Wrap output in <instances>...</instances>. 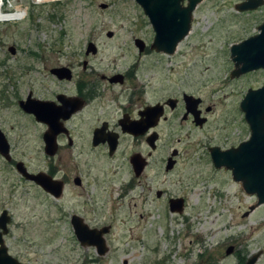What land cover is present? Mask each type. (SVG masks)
Masks as SVG:
<instances>
[{
  "label": "rangeland",
  "instance_id": "obj_1",
  "mask_svg": "<svg viewBox=\"0 0 264 264\" xmlns=\"http://www.w3.org/2000/svg\"><path fill=\"white\" fill-rule=\"evenodd\" d=\"M3 1V12L25 11L19 21L0 23V63L10 59L5 67L0 66V94H13L19 87L20 98L29 91L50 97L55 85L41 67L40 75L26 70L32 61L27 52L53 45L78 47L83 52L87 42H92L98 54L87 61L96 68L125 71L134 63L144 68L151 102L173 96L180 99L185 93L211 108L204 113L207 123L202 128L190 122L178 128L176 118L159 127L162 140L151 154L147 171L148 202L137 183L131 194L121 196L129 172L124 169L115 174L113 163L104 157L89 164L78 144L62 155L70 152L79 165L76 168L74 160L63 171L84 178L85 184L82 188L69 184L59 202L18 181L0 159V205L11 215L6 238L11 255L20 264H211L214 258L212 264H240V258L259 253L255 264H264V203L256 207L255 195L245 193L229 170L215 169L208 153L211 146L226 150L249 138L239 103L249 89L261 87L264 71L230 79L229 51L258 33L264 7L238 12L239 0H204L192 12L190 31L178 43L176 53L138 58L132 39L140 38L147 45L154 34L134 0ZM103 4L106 8H101ZM51 14L56 15L54 20L49 19ZM9 46H17L16 57L8 54ZM40 84L44 88L36 91ZM18 112L15 104L8 108L5 99L0 101V125L11 156L28 163L30 171H44L47 159L37 139L41 126ZM90 130L83 128L75 135L84 141ZM171 149L178 150V162L165 173L163 158ZM157 190L164 193L159 200L155 199ZM169 198L184 200L181 214L169 212ZM73 214L84 217L90 228L111 227L104 235L108 248L104 256H98L94 247L79 245L69 224ZM229 246L235 254L227 256Z\"/></svg>",
  "mask_w": 264,
  "mask_h": 264
},
{
  "label": "flooded vegetation",
  "instance_id": "obj_2",
  "mask_svg": "<svg viewBox=\"0 0 264 264\" xmlns=\"http://www.w3.org/2000/svg\"><path fill=\"white\" fill-rule=\"evenodd\" d=\"M203 1L204 0H201L200 3ZM239 1L241 2L238 5L246 2L247 0ZM253 1L256 2L258 0ZM260 1H263V4L259 7H264V0ZM200 3L196 5L195 9ZM187 4L188 0H184L182 3L183 7H186ZM101 8H106V5H101ZM50 16L51 15H49V17ZM53 16L54 18L56 17V15ZM144 16L147 18L148 24L154 35L152 42L147 45L140 38L135 37L132 39V47L137 51L138 58L147 56L150 53L168 56H172L174 53H176L178 43L172 54L151 50V45L155 37V31L149 17L145 14ZM258 34L259 31L256 35ZM112 36L113 35L111 32L107 33L108 38H111ZM136 40L141 42L139 44L143 46L142 50H140L139 46L136 45ZM89 44L93 46L91 51L94 50V52H87ZM7 52L11 58L16 57L18 55L17 46L7 47ZM27 54L28 58L32 61L30 67H25L26 70L31 69V72L37 73L38 75L41 74V69L44 70L46 76L49 77L51 82L55 85L54 89L50 92V97H41L37 92L29 91L24 98H20L18 96L20 88L17 87L13 94H0V101L5 99L8 108L12 107V105L14 106L15 104V106L18 108L19 114L31 119L33 124L35 123L41 126V137L38 136L37 139H40L43 145V154L47 159L46 169L44 171L37 170L33 172L29 170L28 163L23 162L22 160H15L11 156L12 149L1 125L0 146L6 145L8 147V153H6V157L0 153V159L6 165L12 168L13 172L16 173L18 181H21L27 187L30 185L33 189L38 190L46 198L52 200L53 202H59V200L65 196L66 190L70 188L69 184H72L76 188H82L85 184L84 178L79 176L70 177L66 171H63V167H65L67 163H70L74 160L77 162V157L72 156L70 152L68 153V156L67 154L62 155V153H64L66 149L69 151L70 149L75 148L77 144L79 145V149L85 151V155L88 156L87 161L89 164L91 163L90 161H94L95 163L100 162L98 157H104L103 160L113 163L115 174L120 173L121 170L124 169L129 172L130 178L125 182L124 187L121 189V196L131 194V192L135 190L137 183L142 191V198L145 200V202H148L150 200L151 187L147 171L150 167L151 154L155 153L159 149L162 140L159 127L162 124L167 123L169 119L176 118V120L179 122L178 128L181 127L183 122H190L195 127L202 128L203 125L207 123V117L204 113L211 112L210 107L204 108L203 100L201 98L191 94L183 93L181 94L180 99H178L177 96H173L166 97L163 100L151 102L149 98V88L145 86L144 82V68H139V65L135 63L128 67V69L125 71L115 70L111 72L107 68H96L94 66L96 64L87 61V58L94 57L98 54L96 45L92 42H87L83 52H81V48L78 47L53 45L36 46L33 50L28 51ZM82 57L83 60L79 61V59ZM9 60L10 59L0 63V66L5 67ZM59 69L66 70L65 76L63 78H59L53 73L54 70ZM232 71L233 69L230 71L229 76ZM21 77H23L22 74ZM239 77L231 78L230 76V79H237ZM7 80L15 81V79L10 77L7 78ZM40 87L41 88L36 87V91H40L44 88V86L41 84ZM184 96L192 97L194 100H198V105L196 108L197 113L195 112V115L192 113L187 114L186 105L183 99ZM11 98H13L12 101H8ZM23 105L28 108V111L23 107ZM30 107L31 111L29 110ZM132 125L135 126L136 134L129 131ZM88 127L91 128L88 137L86 138L85 136L84 141L80 140V138L75 135L77 134L76 131L82 132L83 128ZM50 133L54 134L52 137L53 141L50 143L55 149L53 154H47L45 150V141L50 138ZM151 138L153 139V142H151ZM152 145L154 146L153 149L151 147ZM238 145L230 148H237ZM230 148H227L226 150ZM220 150L225 151L222 149ZM174 151L176 152V155L171 157ZM178 155L179 152L175 149H171L170 153L165 155L163 158L165 173L173 170L174 166L178 162L175 159ZM77 156H81V153L77 154ZM170 157L174 164L170 170H166ZM55 160L56 162H54ZM134 160L137 162L136 165H140L142 167L139 168V166H134L132 163ZM78 165L79 163L77 162L75 167L77 168ZM222 168L225 169L224 167L219 169ZM39 175H43V179L41 180H45V182H47V190L43 188V185L40 184V182L27 178V176H31L40 179L41 177ZM54 183L57 184V186ZM14 187L15 189L18 188V182L17 187L16 185H14ZM243 191L246 193L244 189ZM12 192L14 194L15 191ZM163 195L164 193L161 190H157L155 192V199L159 200L163 197ZM86 196L88 195L86 194ZM171 199L181 198H169L167 200L169 212L177 213L170 210ZM182 201L184 209V200L182 199ZM260 205L261 204H257L256 202V207ZM3 213H6V216L9 218V222L5 226V234L0 228L2 245L6 249L7 255L16 261L17 264H20L19 260L11 255L6 244L7 235L10 232L9 225L11 222V215L9 214L8 210L4 209L0 205V217ZM73 217H78L81 219L82 223L91 230H101L103 228H108V232L106 234H108L111 230L109 225L102 226L100 228H90L87 225L84 217L73 214L69 218V224L72 228L73 234L74 230L71 222ZM106 234L102 235L104 243V235ZM74 237L76 239L75 234ZM229 249L230 252L226 253ZM105 254L97 255L104 256ZM225 254L227 256L235 254L234 247L229 246L226 249ZM255 257L256 260L253 262V264H255L259 257V253L249 257L240 258V264H247L249 260H253ZM214 259H212L211 264L214 262Z\"/></svg>",
  "mask_w": 264,
  "mask_h": 264
},
{
  "label": "water",
  "instance_id": "obj_3",
  "mask_svg": "<svg viewBox=\"0 0 264 264\" xmlns=\"http://www.w3.org/2000/svg\"><path fill=\"white\" fill-rule=\"evenodd\" d=\"M138 4L144 14L149 17L150 22L155 31L154 41L151 45V50L156 52H164L172 54L174 49L180 41L188 34L190 30V22L192 12L196 5L201 0H188L186 7H183L184 0H134ZM263 1L247 0L246 2L237 5L236 10L238 12L252 11L261 6ZM259 34L249 38L240 44L234 45L230 49V59L233 63V71L231 72V78L239 77L243 74L250 73L262 69L264 71V23L257 29ZM140 41L136 40V45L142 50ZM93 46L89 44L88 51L90 52ZM91 52H94L92 50ZM59 78L65 76L66 70H54ZM184 103L186 105V111L195 115L198 100H194L192 97L184 96ZM26 105V104H25ZM28 111V108L23 105ZM239 109L243 113V118L249 129V138L238 145L237 148H230L225 151H221L218 147H211L208 149L211 162L216 169L224 167L226 170L231 171V175L234 181L240 182L242 188L249 195H255L257 198V204L264 203V83L260 89L248 90L243 99L239 103ZM31 111V107L29 108ZM197 113V112H196ZM199 124V123H197ZM201 125V124H200ZM131 133L136 134L135 126L132 125L129 129ZM50 138L46 142V153L53 154L55 149L50 143L53 141V133H50ZM153 142V139H150ZM2 143V142H1ZM152 149L154 146H151ZM0 153L6 155L8 153V147L6 145L0 146ZM174 151L171 155L175 156ZM6 157V156H5ZM171 157L168 160L166 170H170L174 164ZM134 166L137 162L132 161ZM41 178H34L27 176L30 180H35L43 185V188L47 190L48 184L43 179V175H39ZM38 179V180H37ZM50 182V181H49ZM55 184V183H54ZM57 186V184H55ZM183 209L182 199H171L170 210L172 212L181 213ZM9 222V218L6 213H3L0 217V228L6 233V224ZM72 227L74 234L80 246H93L96 249L98 255H103L107 252L103 234L108 232V228L101 230H91L82 223V220L78 217L72 218ZM230 249L226 252L229 253ZM256 257L249 260L247 264H253ZM0 264H17L16 261L11 259L7 255L6 249L2 245L0 235Z\"/></svg>",
  "mask_w": 264,
  "mask_h": 264
},
{
  "label": "built area",
  "instance_id": "obj_4",
  "mask_svg": "<svg viewBox=\"0 0 264 264\" xmlns=\"http://www.w3.org/2000/svg\"><path fill=\"white\" fill-rule=\"evenodd\" d=\"M56 2V1H61V0H33V2L35 3V4H43V3H50V2ZM3 0H1L0 1V4L1 5H3ZM23 10L22 9H14L13 10V12L11 13V12H3L2 10H1V6H0V15H15V14H17V13H19V12H22ZM23 14H24V11H23ZM10 21H12V22H14V21H19V19H13V20H10ZM3 22H9V21H5V20H0V23H3Z\"/></svg>",
  "mask_w": 264,
  "mask_h": 264
},
{
  "label": "bare ground",
  "instance_id": "obj_5",
  "mask_svg": "<svg viewBox=\"0 0 264 264\" xmlns=\"http://www.w3.org/2000/svg\"><path fill=\"white\" fill-rule=\"evenodd\" d=\"M0 6H1V4H0ZM22 16H23V11L15 14V15H0V20H5V21H10V20H13V19L21 20Z\"/></svg>",
  "mask_w": 264,
  "mask_h": 264
},
{
  "label": "trees",
  "instance_id": "obj_6",
  "mask_svg": "<svg viewBox=\"0 0 264 264\" xmlns=\"http://www.w3.org/2000/svg\"><path fill=\"white\" fill-rule=\"evenodd\" d=\"M54 16L51 14V16L49 17V19L53 20Z\"/></svg>",
  "mask_w": 264,
  "mask_h": 264
}]
</instances>
